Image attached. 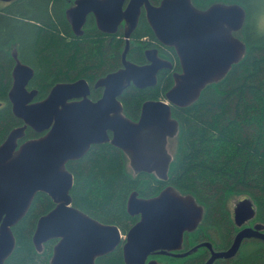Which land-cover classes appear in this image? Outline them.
<instances>
[{
  "label": "water",
  "instance_id": "obj_1",
  "mask_svg": "<svg viewBox=\"0 0 264 264\" xmlns=\"http://www.w3.org/2000/svg\"><path fill=\"white\" fill-rule=\"evenodd\" d=\"M142 9L158 41L174 47L180 69L172 72L165 99H145L139 117L132 119L123 111L120 94L129 84L140 88L155 85L159 70L173 64L156 47L144 50V63L126 56ZM89 12L100 30L115 33L122 25L125 37L121 66L95 81V87L103 88L95 100L89 97L85 78L58 81L45 97L33 100L37 90L26 87L33 68L12 49L15 64L8 99L12 113L23 123L12 127L0 142V264L15 247L12 226L39 191L47 193L54 206L37 218L32 242L41 251L43 242L57 238L49 264H94L96 257L111 252L122 240L126 264H158L155 258L146 262L147 256L181 248L184 232L196 228L203 217L204 207L195 196L170 183L149 197L134 189L128 194L126 210L139 218L123 236L115 223L102 222L72 204L73 174L66 162L81 157L92 143L110 141L124 152L133 172H152L167 179L174 157L168 142L179 131L171 105L191 104L205 85L221 79L241 59L246 42L235 32L246 18L245 7L221 0L206 7L192 0L156 4L150 0H74L65 8V16L75 34L82 33ZM27 126L46 132L19 143ZM233 212L241 229L227 249L212 251L205 264L216 256L234 254L244 238L264 240L262 221L243 225L256 215L250 197L237 198ZM200 244L210 246L205 241L192 250Z\"/></svg>",
  "mask_w": 264,
  "mask_h": 264
},
{
  "label": "trees",
  "instance_id": "obj_2",
  "mask_svg": "<svg viewBox=\"0 0 264 264\" xmlns=\"http://www.w3.org/2000/svg\"><path fill=\"white\" fill-rule=\"evenodd\" d=\"M73 1L0 0V142L21 123L7 98L14 65L13 47L34 69L29 85L37 88V97H43L56 81L83 76L93 82L121 65L125 44L122 29L115 34L104 33L89 14L82 34L76 35L65 16V8ZM150 1L156 4L160 0ZM192 1L206 7L218 0ZM221 1L238 2L245 7L246 18L235 34L246 42V51L221 79L205 85L191 104L171 105L179 131L167 179L149 172H132L119 148L110 142L96 143L82 157L66 163L73 174L70 194L74 206L102 222L115 223L124 233L138 217L126 210L130 191L152 196L170 183L181 192L192 193L207 210L205 219L188 235L189 241L192 235L195 240H210V227L214 224L225 231L224 245L229 243L234 229L232 196L250 197L256 208L254 219L264 223V29L257 21L264 0ZM152 46L173 64L158 72L155 85L139 88L129 84L120 94L123 111L132 119L139 116L143 100L164 98L173 82L172 72L179 68L174 48L156 39L142 11L130 35L126 56L144 63V49ZM99 95L100 90H91L92 99ZM32 135L34 131L27 127L25 136ZM53 206L47 193L34 196L27 212L12 226L16 243L4 264H49L56 239L47 240L43 249L37 251L32 233L37 218ZM206 256L207 250L201 247L189 256L161 255L160 259L163 264H203ZM230 261L264 264V241L245 239L241 253ZM94 264H126L121 244L96 257Z\"/></svg>",
  "mask_w": 264,
  "mask_h": 264
},
{
  "label": "flooded vegetation",
  "instance_id": "obj_3",
  "mask_svg": "<svg viewBox=\"0 0 264 264\" xmlns=\"http://www.w3.org/2000/svg\"><path fill=\"white\" fill-rule=\"evenodd\" d=\"M142 11L144 12V10L142 9ZM141 11V12H142ZM89 14H92L91 12H89L88 14H87V16L89 15ZM93 15V14H92ZM144 15H145V13H144ZM87 16H86V18H87ZM94 16V15H93ZM140 16V15H139ZM94 20H95V18H94ZM68 21V20H67ZM85 22H86V20H85ZM69 23V22H68ZM96 23V22H95ZM85 24V23H84ZM84 24H83V26H84ZM97 26V25H96ZM71 27V26H70ZM83 28V27H82ZM98 28V27H97ZM72 29V28H71ZM99 29V28H98ZM119 29H122V31H123V26L122 25H120L119 27H118V29H117V31L116 32H118V30ZM100 30V29H99ZM73 31V30H72ZM100 31H102V30H100ZM74 32V31H73ZM83 32V31H82ZM102 32H104V31H102ZM115 32V33H116ZM75 33V32H74ZM104 33H107V32H104ZM115 33H108V34H115ZM82 34V33H81ZM81 34H79V35H81ZM76 35H78V34H76ZM123 35H124V33H123ZM156 37V36H155ZM125 38V37H124ZM130 38V37H129ZM157 39V38H156ZM158 40V39H157ZM106 41H108V38L106 39ZM161 43V42H160ZM162 44V43H161ZM125 45V44H124ZM163 45H165V44H163ZM166 46H168V45H166ZM152 47H155V46H152ZM124 48V47H123ZM146 48H148V47H146ZM145 48V49H146ZM157 48V47H156ZM174 48V47H173ZM12 49H16V46L15 47H13ZM12 49H11V55H12ZM144 49V50H145ZM158 49V48H157ZM123 50V49H122ZM16 51H17V49H16ZM176 53V52H175ZM158 54H159V51H158ZM160 55V54H159ZM17 56L19 57V55H18V51H17ZM144 56H145V53H144ZM160 56H162V55H160ZM177 56V55H176ZM13 57V56H12ZM162 57H164V56H162ZM14 58V57H13ZM122 58V57H121ZM19 59L22 61V62H24V63H26L25 61H23L20 57H19ZM145 62H146V57H145ZM178 63H179V61H178ZM14 64H15V58H14ZM26 64H28V63H26ZM29 65V64H28ZM14 66V65H13ZM29 66H31V65H29ZM121 66V65H120ZM119 66V67H120ZM32 67V66H31ZM13 68V67H12ZM33 68V67H32ZM118 68V67H117ZM116 68V69H117ZM165 69H170V68H165ZM180 69V65H179V68L178 69H176V70H179ZM115 70V69H114ZM162 70V69H161ZM110 71H113V70H110ZM110 71H107L106 73H108V72H110ZM160 71V70H159ZM33 73H34V69H33ZM105 73V74H106ZM105 74H102V75H100V76H98L96 79H94V81L93 82H90L88 79H86L85 77H83V76H78V77H75L74 79H70V80H60V81H74V80H76V79H78V78H85L86 80H87V82H88V84H89V97L91 98V96H90V93H91V90L92 89H95V90H100V95L97 97V98H99L100 96H101V94H102V87H100V86H97V87H95L94 86V83H95V81L99 78V77H101V76H103V75H105ZM32 76H33V74H32ZM32 76L28 79V81H27V84H26V87H27V89H36L37 90V88H35V87H32V86H30L29 85V82H30V79L32 78ZM56 82H58V81H56ZM56 82H54V83H56ZM53 83V84H54ZM11 84H12V71H11V83H10V86H11ZM52 84V85H53ZM52 85L49 87V89L52 87ZM10 86H9V88H10ZM140 88V87H139ZM49 89H48V91H49ZM9 90V89H8ZM48 91L46 92V94L43 96V97H45L46 95H47V93H48ZM38 96V92L36 93V95L34 96V98H33V100H38V99H41V98H43V97H37ZM7 98H8V91H7ZM96 98V99H97ZM92 99V98H91ZM149 99V98H148ZM154 99H157V98H154ZM163 99H165V98H163ZM9 100V99H8ZM93 100H95V99H93ZM144 101V100H143ZM142 101V102H143ZM10 102V101H9ZM142 104V103H141ZM10 105H11V103H10ZM140 107H141V105H140ZM12 110V109H11ZM139 114H140V111H139ZM139 117V116H138ZM137 117V118H138ZM18 118V117H17ZM20 119V118H19ZM21 120V119H20ZM23 123V121L21 120V123L20 124H18V125H21ZM17 126V125H16ZM27 127H29V126H27ZM27 127H26V129H27ZM29 128H31V127H29ZM33 131H34V133H35V135H32V136H30V137H27V136H25V133H26V130H25V133H24V136L22 137V138H20L18 141H19V143L21 142V141H23V140H25V139H28V138H35V137H38V136H40V135H42V134H44L45 132H46V129L45 130H42V131H37V130H35V129H33V128H31ZM110 134H111V132H109ZM105 142H110V141H105ZM98 143H103V142H98ZM111 143V142H110ZM93 144H96V143H92L91 145H93ZM112 144V143H111ZM91 145L89 146V148L91 147ZM113 145V144H112ZM115 146V145H114ZM117 147V146H116ZM118 148V147H117ZM120 149V148H119ZM89 150V149H88ZM87 150V151H88ZM121 150V149H120ZM86 151V152H87ZM122 151V150H121ZM85 152V153H86ZM123 152V151H122ZM84 153V154H85ZM124 153V152H123ZM83 154V155H84ZM174 154V153H173ZM82 155V156H83ZM125 155V154H124ZM81 156V157H82ZM125 157H126V155H125ZM80 158V157H79ZM76 159H78V158H74V159H69V160H76ZM126 159H127V157H126ZM69 160H67V161H69ZM67 163V162H66ZM126 164H127V166H128V168L133 172V170L130 168V166H129V164H128V159H127V161H126ZM67 167V166H66ZM140 172H142V171H140ZM134 173H138V172H134ZM150 173V172H149ZM152 173V172H151ZM154 174V173H153ZM155 175V174H154ZM156 176V175H155ZM157 178H159L158 176H156ZM159 179H161V178H159ZM164 180V179H163ZM166 180V179H165ZM134 190V189H133ZM39 192H41V191H39ZM39 192H37V193H39ZM36 193V194H37ZM35 194V195H36ZM139 195V194H138ZM128 197V196H127ZM143 197H149V196H143ZM237 198H241V196L239 197V196H237V197H234V198H231V201H230V203H231V213H232V221H233V225H234V229L232 228V232H231V234H230V241H229V243L226 245H224V243H225V239H224V234H225V231H223L222 229H220V227L217 225H211V227H210V238L212 239H201V240H195L194 238H193V235L192 236H190L192 239H191V241H189L188 240V235H190L194 230H196V228H194L193 230H191V231H185L184 232V234H183V242H182V247L181 248H179V249H172V250H170V252L171 253H151V254H149L148 256H147V258H146V262L149 260V259H151V258H155V259H157V261H158V264H163L164 263V260L163 259H160V256L162 255H165V256H170V257H184V256H189V255H192V254H195L196 252H197V250L199 249V248H205L206 250H207V256H206V258H205V260H204V263L203 264H205V262H206V260L210 257V255H211V253H212V251H219V250H224V249H227L231 244H232V242H233V239H234V237H235V235H236V233H237V231L239 230V229H241V224L240 225H238L237 223H236V221H235V218H234V212H233V207L235 206V204H236V200H237ZM53 201V200H52ZM199 202V201H198ZM199 203H201V202H199ZM202 204V203H201ZM31 205V204H30ZM203 205V204H202ZM203 207H204V213H203V217H202V219H201V221L203 220V219H205V216H206V213H207V210H206V208H205V206L203 205ZM130 215H136V216H138L137 217V220H138V218H139V214H130ZM253 219V218H252ZM136 220V221H137ZM135 221V222H136ZM200 221V222H201ZM250 221V220H249ZM249 221L248 222H246V223H244L243 225H253V223L256 221H253V222H250L249 223ZM134 222V223H135ZM199 222V223H200ZM198 226V225H197ZM216 226V227H215ZM121 230V229H120ZM264 230V229H263ZM127 231V230H126ZM126 231L123 233L122 231V233H123V236H124V234L126 233ZM250 238H255V237H249V238H244L242 241H240V243H239V246H238V248H237V250L235 251V253L234 254H232V255H230V256H216V257H214L213 258V260H212V262L210 263V264H233L230 260H231V258H233V257H235L236 255H238V254H240L241 253V244H242V242L245 240V239H250ZM51 239V238H50ZM56 239V241H57V238H55ZM257 239H261V238H257ZM49 240V239H48ZM261 240H263V239H261ZM47 241V240H46ZM45 241V242H46ZM55 241V242H56ZM209 242L210 243V246H207V245H205V244H200V245H198V247L196 248V249H194V250H192L193 249V246L194 245H197V244H199V243H202V242ZM264 241V240H263ZM122 242H123V240L119 243V244H121V247H122ZM43 244H44V242H43ZM55 244V243H54ZM42 249H43V245H42ZM52 249H53V247H52ZM176 253H183V254H176ZM51 254H52V252H51ZM51 256V255H50ZM49 259H50V257H49Z\"/></svg>",
  "mask_w": 264,
  "mask_h": 264
},
{
  "label": "rangeland",
  "instance_id": "obj_4",
  "mask_svg": "<svg viewBox=\"0 0 264 264\" xmlns=\"http://www.w3.org/2000/svg\"><path fill=\"white\" fill-rule=\"evenodd\" d=\"M257 21L259 23V26L261 29H264V4H263V7H262V10L261 12L258 14V17H257ZM176 146H177V139L176 137H172L171 139H169V142H168V148L169 150L174 153L175 152V149H176ZM236 196H232V198H234ZM256 219H250L249 223L250 222H253L255 221ZM257 221V220H256Z\"/></svg>",
  "mask_w": 264,
  "mask_h": 264
}]
</instances>
